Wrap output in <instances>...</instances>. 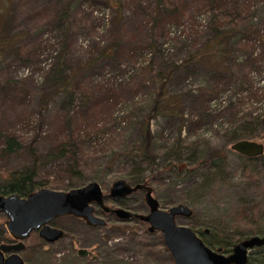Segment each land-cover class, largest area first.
<instances>
[{"label": "rangeland", "instance_id": "374dc122", "mask_svg": "<svg viewBox=\"0 0 264 264\" xmlns=\"http://www.w3.org/2000/svg\"><path fill=\"white\" fill-rule=\"evenodd\" d=\"M208 1L161 0L160 8L171 11L158 8L157 20L156 0H119L118 8L105 0L0 3V38L18 36L0 53V171L30 164L33 149L36 189L67 190L96 180L107 193L118 177L129 181L143 172L152 176L161 208L191 207L190 216L175 221L200 236L204 229L231 243L263 236L264 151L255 159L234 151L228 130L233 117L264 113V0H213L212 9ZM217 22L229 33L223 72L206 55L194 58L210 43ZM250 57L258 60L251 72ZM170 70L166 91L176 96L178 115L152 114L156 73ZM69 73L68 89L59 88V76ZM147 114L158 166L150 174L146 160L127 153L141 140ZM5 132L21 146L1 154ZM259 132L249 138L264 143V129ZM62 139L73 141L79 173H61L65 158L46 157ZM217 155L222 162L211 165ZM122 200L118 205L129 210L148 211L141 189ZM105 203L118 206L111 197ZM100 216L106 223L97 226L72 215L54 217L51 224L64 235L48 242L32 230L18 253L24 264H173L159 230L149 231L138 218ZM5 219L0 212V230L9 238ZM78 247L95 257L79 254ZM248 254L261 259L264 247Z\"/></svg>", "mask_w": 264, "mask_h": 264}, {"label": "water", "instance_id": "95a60500", "mask_svg": "<svg viewBox=\"0 0 264 264\" xmlns=\"http://www.w3.org/2000/svg\"><path fill=\"white\" fill-rule=\"evenodd\" d=\"M262 121L264 123V116ZM230 147L246 157H257L264 151L262 141L258 142L249 137L233 141ZM221 162L220 155L210 159L211 165ZM111 183L107 193L103 192L101 184L96 180L67 190L40 187L26 195L15 192L0 193V212L6 216L5 230L13 239L10 242H0V264H24L18 251L24 248L22 239L32 230L38 231L39 236L48 242L62 237L64 230L51 224L54 217L72 215L83 219L90 226L105 224L106 220L95 213L96 205L105 212L113 213L118 219L138 218L147 223L149 231L159 230L173 264H249L248 252L254 247H264V235L253 234L232 243L229 253H225L221 246L214 249L206 245L188 224L176 223V216L188 217L192 214L191 207L185 202L161 208L152 192L151 184L140 181L132 183L122 177ZM140 188L144 190V201L148 206L146 213L140 214L121 205L105 203L108 197L118 200ZM76 251L81 255L90 254L92 258L95 257L88 248L78 247Z\"/></svg>", "mask_w": 264, "mask_h": 264}, {"label": "trees", "instance_id": "16d2710c", "mask_svg": "<svg viewBox=\"0 0 264 264\" xmlns=\"http://www.w3.org/2000/svg\"><path fill=\"white\" fill-rule=\"evenodd\" d=\"M7 0H0V3H4ZM109 6L118 8L119 0H105ZM208 1V0H207ZM213 0H209L210 8H214L212 5L214 3ZM224 3V1H223ZM161 0H156L155 5H157L154 17L153 19L157 20V11L158 8L162 11L167 10V12L171 11L170 6H166L160 8ZM177 17V16H176ZM180 17V15H179ZM177 17L178 21L179 20ZM214 36L211 38L210 43H207L203 48L200 49L199 53L194 54V58H198L200 56L206 55L207 58L210 59V63L214 62L215 64L220 63L219 67L217 68L219 72H223V70L228 69L224 65V59H225V39H228L229 33L224 30L221 27V24L216 23L214 27ZM18 39V36L12 35L9 37H1L0 38V53L7 48L11 47L13 43ZM109 50V49H108ZM106 53V50L104 52ZM191 57V55L189 56ZM188 57V58H189ZM60 59V57H59ZM58 59V60H59ZM57 60L56 66L54 67V71L58 72L60 69V62ZM257 58L250 57L247 61V66L250 68V72L252 68H256L257 66ZM213 64V63H212ZM52 71V72H54ZM171 70L167 72L164 71H158L156 73L157 77L159 78V86L157 89V92L153 98L152 102V114H164L167 116L175 115L177 116L178 113L175 110V101L177 100L176 96L170 94V92L166 91V79L168 80L169 74ZM72 77L71 73H69V76H59L57 83L59 88L68 89V82L69 79ZM238 80V79H237ZM236 81V80H235ZM239 83H242L241 80H238ZM204 93H207L206 91H203ZM209 93H217L216 89H212ZM203 102V99H202ZM264 116V113L258 114V116H253L248 118L249 120H245L247 118L245 115L240 116L239 118L233 117V119L229 122V132L231 134L232 141H235L240 138H248V137H254L259 136L262 129H264V123L262 121V117ZM149 119L150 114H147L146 118H144L140 122V130H141V140L136 144L128 148L127 153L130 154V156L134 158H140L141 160H146L148 164V170L149 174L154 173L157 169V159L156 154L153 151L152 148V137H151V127L149 126ZM4 139V146L1 149V154H6L9 152L16 151L18 148H20L21 143L17 140V138L14 136L13 133L5 132V135L3 136ZM62 142L57 147H53L50 149V151L46 154L47 158L52 157H64V165H61L60 172L69 170L72 173H79L77 162L74 159V148L72 147L74 145L73 141L69 139H62ZM30 153H32V162L28 165H25L18 169H7L5 171H0V193L2 194H8L9 192H15L20 195H26L30 193V191L37 188L38 182V168L39 164L37 163V155L34 153L33 149L30 150ZM248 159H255L257 157H247ZM190 162V161H189ZM168 165H170V162H168ZM151 175H145L143 172L139 173H132L130 175L129 181L132 183H139L140 182H147L149 184V181L151 179ZM150 185V184H149ZM120 202H123L121 200ZM134 220L137 218H133ZM201 238L205 242L206 245H210L211 247L215 246H221L224 250V252L231 251L230 245L231 243V237L228 238L227 236H221L219 233H217L214 230L210 229V232L208 234L204 233L203 231H200ZM248 263L249 264H264V257L259 259L256 256H252L249 254L248 256Z\"/></svg>", "mask_w": 264, "mask_h": 264}, {"label": "flooded vegetation", "instance_id": "af4514ba", "mask_svg": "<svg viewBox=\"0 0 264 264\" xmlns=\"http://www.w3.org/2000/svg\"><path fill=\"white\" fill-rule=\"evenodd\" d=\"M148 184V183H147ZM141 190H143V188H140ZM132 192H134V191H132ZM143 192H144V190H143ZM122 198H126V197H120V198H118V200H113V201H115V202H117V205H118V203H120V201L122 200ZM119 201V202H118ZM97 206V205H96ZM96 214H103V215H108V214H111V215H113V216H115L113 213H111V212H105V211H103V210H101V209H96V212H95ZM133 219V218H132ZM141 221V220H140ZM143 221V220H142ZM145 222V221H144ZM1 229H3V228H1ZM4 230V229H3ZM208 230L207 229H204L203 230V232H207ZM196 233V232H195ZM3 233H2V230H0V242H10V241H13V239L9 236V238H5V237H3V235H2ZM197 234V233H196ZM2 235V236H1ZM201 237V236H200ZM6 254V253H5ZM7 255V254H6ZM24 259V258H23Z\"/></svg>", "mask_w": 264, "mask_h": 264}]
</instances>
